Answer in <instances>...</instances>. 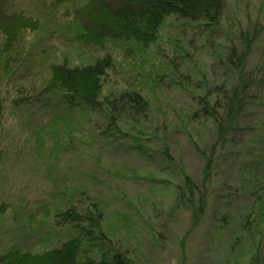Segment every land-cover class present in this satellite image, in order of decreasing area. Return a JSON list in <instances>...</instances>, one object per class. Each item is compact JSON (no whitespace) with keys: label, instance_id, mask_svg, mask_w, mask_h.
<instances>
[{"label":"trees","instance_id":"16d2710c","mask_svg":"<svg viewBox=\"0 0 264 264\" xmlns=\"http://www.w3.org/2000/svg\"><path fill=\"white\" fill-rule=\"evenodd\" d=\"M226 2L0 0V174L8 156V143L3 137L6 125L9 117L17 113H23L28 123V143L50 141L54 148H65L71 145L74 131L82 122L88 124L98 140L129 136V147L141 156L147 154L141 139L158 137V151L165 163L170 162L173 158L166 134L173 127L172 122L154 99L159 91L175 88L184 92L188 100L178 116L180 127L172 130L183 131L202 158L203 181L211 177L226 146L244 135L257 136L256 145L261 152L256 164L264 161V120L258 116L255 124L247 120L255 110L264 116V23L250 15L246 20L227 17ZM167 21L185 30L184 34L189 33L190 44L198 39L207 44L202 52L212 57L209 70L199 74L183 71L176 61L179 58L180 63L192 55L193 46L185 48L177 43V37L172 45L178 48L171 58L160 56L158 66L152 70H136L134 80L128 79L117 88L109 87L106 78L116 57L107 47L130 58L143 56L150 45L157 43L159 31ZM45 24L64 29L83 47L106 51L83 62L68 56L57 58L48 64V76L37 90L26 93L18 85L13 96L5 97V79L19 70L23 55L31 46V36ZM156 113L162 119H157ZM202 132L213 139L204 149L192 136ZM251 164L252 160L247 161L242 170L248 186L259 180ZM179 172L181 183L174 186L175 202L189 212L193 228L204 213L206 187L203 183L197 185L184 170ZM260 186L247 189L246 193L251 206L242 216V227L250 231L256 228L254 218L258 213L262 215L264 197ZM83 193L80 190L78 195H72L73 200L68 195L65 206L55 209L51 217L54 226L66 228L72 235L52 248L4 251L0 264H134L129 252L104 229V205L90 194L82 197ZM222 214L226 216L225 212ZM255 251L249 264H264V252L260 256L257 248Z\"/></svg>","mask_w":264,"mask_h":264},{"label":"rangeland","instance_id":"374dc122","mask_svg":"<svg viewBox=\"0 0 264 264\" xmlns=\"http://www.w3.org/2000/svg\"><path fill=\"white\" fill-rule=\"evenodd\" d=\"M225 11L227 17L235 20H246L250 15L264 23V0H227ZM169 22L161 27L157 43L150 45L143 56L130 58L107 47L116 57L106 78L109 87L117 88L128 79L134 80L136 70H152L158 66L160 56L171 58L178 48L172 45L177 37V43L185 48L193 46L192 55L180 63L179 58L176 61L183 71L199 74L209 70L212 57L202 52L207 44L202 39L190 44L189 33L184 34L185 30ZM31 37V46L23 55L19 70L3 83L5 97L13 96L18 85L26 93L37 90L48 76V64L57 58L68 56L83 62L106 51L83 47L72 34L47 24ZM160 92L154 100L168 112L173 126L166 134L173 158L167 163L158 151V137L141 139L147 153L141 156L129 147V136L98 140L88 124L81 122L70 146L54 148L50 141L40 145L32 140L26 142L29 129L23 113L9 117L3 136L8 143V156L0 174V255L15 248H52L72 235L66 228L54 226L51 217L55 209L65 206L68 195H78L80 190H84L82 197L90 194L104 205V229L129 252L134 264H249L256 248L262 255L264 206L262 215L258 213L254 218L255 229L242 227V216L251 206L247 189L262 184L264 197V161L256 164L261 152L256 145L257 136L244 135L226 146L211 177L203 181L202 158L183 131L172 130L174 126L180 127L178 116L188 97L177 88ZM7 111L10 112L9 105ZM257 116L264 120L256 110L247 120L255 124ZM156 117L162 119L159 113ZM192 136L203 149L213 140L203 132ZM249 160L259 177L252 186L244 181L246 176L242 172ZM179 169L187 172L197 185L203 183L206 187L204 213L193 228L189 212L175 202L174 186L181 183Z\"/></svg>","mask_w":264,"mask_h":264}]
</instances>
